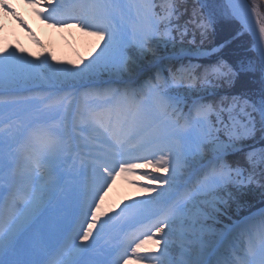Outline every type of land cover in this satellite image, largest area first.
<instances>
[{
    "label": "snow or ice",
    "instance_id": "snow-or-ice-1",
    "mask_svg": "<svg viewBox=\"0 0 264 264\" xmlns=\"http://www.w3.org/2000/svg\"><path fill=\"white\" fill-rule=\"evenodd\" d=\"M24 2L50 27L74 24L97 43L88 57L70 66L67 62L53 66L48 56L33 62L19 49L0 50V115L9 108L18 109L10 119L30 176V182L18 186L15 174H6L0 159V186L7 184L9 192L5 197L0 191V264H86L80 259L92 247L86 242H94L109 226L123 237L120 254L110 264H173L168 259L170 237L178 224L190 230L199 225L203 231L202 220L226 215L233 203L240 207L230 187L242 192L257 171L264 176V92L258 104L237 97L230 102L227 97L206 102L201 96L184 113L178 87L187 83L190 89L214 96L217 87H231L242 72L253 69L229 63L224 56L229 42L225 41L209 50L190 49L197 56L210 57L206 65L182 67L170 78L157 68L153 78L138 82L141 63L155 55L156 45L173 41L174 30L181 38L187 35V24L177 23L183 0ZM247 7L246 0H226L219 10H209L196 22L201 40L209 38L221 20L238 21L241 29L255 34ZM0 11L31 34L7 0H0ZM251 15L257 17L259 40L264 41V18L255 5ZM261 56L258 71L264 86V52ZM101 81L107 86H100ZM40 83L91 87L78 97L72 93L61 96L59 89L21 94L31 93ZM6 123L0 121V132ZM257 132L260 147L255 143L248 147L244 164L230 162L228 155L244 151V142H255ZM72 151L81 154L79 175L86 182L54 204L58 182L53 177L62 157ZM124 174L147 180V185L138 186L148 198L126 203L115 216L102 220L104 195L116 177ZM46 214L50 228L38 232L25 246L22 238ZM69 230L73 235L66 255L61 241ZM252 230L261 236L259 249L250 246L244 257L222 264H264V213L258 221L241 225L240 236ZM221 243H229V237H222ZM22 253L28 258L22 259ZM182 264L201 262L185 260Z\"/></svg>",
    "mask_w": 264,
    "mask_h": 264
},
{
    "label": "rangeland",
    "instance_id": "rangeland-1",
    "mask_svg": "<svg viewBox=\"0 0 264 264\" xmlns=\"http://www.w3.org/2000/svg\"><path fill=\"white\" fill-rule=\"evenodd\" d=\"M251 4V6L255 5L256 10L259 13V16L261 18H264V0H248ZM194 2L197 3L198 7H200V13L202 18L205 16L209 10L211 9H217L224 4L222 0H194ZM7 3L12 6V8L15 10V12L24 19V22L29 24V26L36 20L40 19L39 21L42 22L41 18L35 17V10L29 5L24 2V0H7ZM188 4L189 0H188ZM204 5V7H202ZM43 11V9H41ZM26 14L29 15V18L27 19ZM181 17V16H180ZM198 21L197 17L192 16L191 19L187 21H183V18L181 17L178 24L183 27L185 24H187L188 33L191 31L190 24H192V28H196V22ZM224 23H227L229 20H221ZM14 23H17L15 19L11 15L6 14L4 11H0V45L3 49H19L22 51V53L25 55V58L32 59L33 62H36V58H44L45 56L49 57V63L53 64V66H56V62H60L61 64L69 63L75 64L77 61L86 58L85 51H87V54L89 56V53L94 48L95 44L97 43L95 37H91L86 35L84 32H82L78 27H76L74 24L66 27V28H53L50 27L49 24L42 22V29L39 30L37 33L31 34L26 31L24 28H22V35L24 36L25 42H20V40L15 39L13 34L11 33ZM194 30V29H193ZM177 33H180L177 31ZM33 37L35 39H33ZM77 37V39H76ZM195 39H198L195 35ZM39 41V43H36V41ZM238 42V41H237ZM180 46L173 43H167L166 45H162L161 51L159 50V53L161 52L162 55H170L176 54V47ZM184 47V46H181ZM249 45L246 44H240L239 50L237 52L233 51H225L224 56L229 61V63L239 66L240 64L245 65L246 67H251L252 71L243 72L248 75V81L251 84L253 88L254 95H249L247 99L249 103L251 104H258L262 95V92H264V86L261 84V76L260 72L258 71L260 66V61L257 59V57L248 50ZM187 50H190L191 48H185ZM85 53V54H84ZM30 54V55H29ZM158 55V54H156ZM155 55V56H156ZM54 58V59H52ZM150 58V57H149ZM148 58V59H149ZM153 58H150L148 61H146V65L153 62ZM166 63H162V67L164 68L166 66ZM40 85H44L42 83L35 85L33 87H38ZM54 87L56 84H53ZM76 85V84H75ZM81 87L83 85L80 84ZM195 93V92H194ZM196 93H203V92H196ZM66 93L62 94L61 96L65 95ZM18 111V109L15 108H9L4 111L3 115H0V121H7L8 123L3 125V131L0 132V139H2V143H0V159H2L6 165V174L11 172L15 174L16 180L18 181V186H23L24 184L30 182V176L27 173L25 167H24V161L22 159V155L20 152V144H17L15 142L14 137L18 135L15 127L14 121H12L10 118L14 115V113ZM225 119H227V115L225 116ZM259 142V141H258ZM249 145H246L245 148H248L249 146H252L254 143L250 140ZM62 158L63 161L58 165L56 173L53 177V179L57 182L63 179V185L60 193H57V187L55 189L56 193V200H54V204L64 199V195L70 191L73 187L80 185L84 183V181L78 176L77 171L75 168L76 162L75 157H73V153H67ZM10 166V168L8 167ZM15 167V168H13ZM133 177L134 180H136V190L131 193L130 198L128 199H108L104 197V200L101 204V215L103 219H107L108 214L110 216H115L117 213L120 212V209L124 206L126 203H132L138 199H147L148 194L144 193L141 188L138 185H147V180L144 181V183L138 182L139 180L137 177H140L139 175H130ZM262 179V180H261ZM264 176H261L259 174V171H257L255 179L253 180L254 183H257V185L260 184V182H263ZM134 184V183H131ZM59 185V184H58ZM148 187H157V185H148ZM0 191L4 193V195H8V185L5 184L3 186H0ZM229 192L233 194L234 197H236L239 200V203H242L246 200L250 199H257L259 196H261L263 193L262 191H259L258 189H249L244 188L242 192H237L234 188L228 189ZM154 195V193H153ZM260 200V199H259ZM256 201V200H253ZM236 204L233 203L232 206L228 209V212L226 215L220 216L217 221H222L224 223L229 221V218L231 214H235L238 210L235 209ZM216 221V222H217ZM219 227L223 228V224ZM50 225L49 221V214H46L45 217H42L41 220L37 223V225L34 226V228L30 231L31 232V238H36L37 233L40 231H47ZM123 239L122 236L119 235V233L112 229L110 226L106 228L97 238L98 240L93 247L89 249V251L83 255V257H80L86 264H104V262L110 263L111 260L115 259L117 255H114L113 250L118 249L121 240ZM32 240H30L31 243ZM261 244V240L259 242L258 247L256 250L259 249ZM147 247H151L148 245ZM111 253V255H110Z\"/></svg>",
    "mask_w": 264,
    "mask_h": 264
},
{
    "label": "bare ground",
    "instance_id": "bare-ground-1",
    "mask_svg": "<svg viewBox=\"0 0 264 264\" xmlns=\"http://www.w3.org/2000/svg\"><path fill=\"white\" fill-rule=\"evenodd\" d=\"M247 14L251 17V21L254 20V16L251 15V12L249 9H247ZM27 19L29 18V15L26 14ZM27 27H30L35 33H37L39 30H41L43 27L40 23L34 21L30 26L27 25ZM247 30V29H246ZM250 30V29H248ZM252 36L255 39L254 47L253 49L258 53L262 60L261 53L264 52V48L261 46L262 44L259 42V34L255 31V34L250 30ZM12 34L15 39L20 40V42H25L24 36L22 35V27L18 23H14ZM77 39V37H76ZM1 44V43H0ZM163 44H159L155 46V55H149L147 56L141 63V67L139 69L140 72L146 71L144 66L146 61H148L150 58H153L152 64L155 65V63L159 61H163L166 59V57H163L162 53H159V50L161 49ZM165 45V44H164ZM2 49L0 45V50ZM161 51V50H160ZM176 51L179 52H186L187 49L181 46L176 47ZM150 57V58H149ZM149 58V59H148ZM43 84V83H42ZM140 171H151L150 169H138ZM128 176L127 174H124V176ZM159 175V174H155ZM128 180V179H127ZM136 190L135 186H129L125 181H123V177L116 179L112 183V187L107 190V193L105 194V197L108 199H128L131 193H133ZM201 207H204L201 205ZM219 219V218H218ZM218 219H207L202 220V224L204 225L203 231L200 230V226L198 225L196 230H190L188 228H181V226L178 224L175 229L173 230V233L170 237V253L168 256V259L173 262V264H182L185 260L190 261H198L201 262V264H208V257L212 255L215 250L220 247V244L217 245L218 241L225 235L228 236V234H225L224 231L220 230L221 227L218 224H222V221H217ZM255 217L252 216L250 218H247L241 222H239V226L246 224L248 221H254ZM217 221V222H216ZM237 224V225H238ZM233 232V231H232ZM65 235L66 241L69 242L71 239L70 236ZM251 235H253V231H251ZM246 241H251V237H248L245 239ZM215 245V247H214ZM71 248V244L69 245ZM247 250L244 251V256L246 254ZM243 255V254H242Z\"/></svg>",
    "mask_w": 264,
    "mask_h": 264
},
{
    "label": "trees",
    "instance_id": "trees-1",
    "mask_svg": "<svg viewBox=\"0 0 264 264\" xmlns=\"http://www.w3.org/2000/svg\"><path fill=\"white\" fill-rule=\"evenodd\" d=\"M183 1V3L179 7V11L181 13V17L183 18V21H187L191 19L192 16L197 17V19H200L201 13H200V7H198L197 3L194 2V0ZM180 17V18H181ZM179 22V21H178ZM177 22V23H178ZM191 31L189 34L185 35L183 38H181L180 33L175 32L174 37L175 39L173 41L180 42L184 44H191L192 46H200L203 48H209L213 45H218L220 43H224L225 41H228L227 47L224 49L225 51H233L237 52L239 50L240 44H246L250 45L251 40L249 36L244 33L242 36H237V32H239L240 27L239 25L234 21H228L227 23H224L223 21H219L215 27V31L210 35L209 38L201 40L199 30L197 28H192V24L189 26ZM194 29V30H193ZM193 33H195L196 37L198 39H195L193 42ZM238 41V42H237ZM248 75L245 73H241L240 77L238 78L237 82L231 86H223V87H217V89L221 90L222 93H224L227 96L234 95L235 97L239 98H250L249 95H254L252 83L250 84L248 81ZM184 93L185 90H182ZM260 134L257 132L256 135V142L260 144ZM250 140L245 141V145H249ZM264 179L263 182L260 185L251 183L248 184L247 187L249 189H258L259 191H262V195L259 196L257 199L253 198L250 200H246L242 203H240V207H235L236 210H239L241 213H244L245 211L249 210L250 208H253L255 206L261 205L264 203ZM246 187V188H247ZM231 189V188H230ZM260 199V200H259ZM256 200V201H253Z\"/></svg>",
    "mask_w": 264,
    "mask_h": 264
},
{
    "label": "water",
    "instance_id": "water-1",
    "mask_svg": "<svg viewBox=\"0 0 264 264\" xmlns=\"http://www.w3.org/2000/svg\"><path fill=\"white\" fill-rule=\"evenodd\" d=\"M251 9V8H250ZM251 11V10H250ZM254 18V20L253 21H251V27H252V29H255V31L259 34V31H258V27L256 26V16H254L253 17ZM262 43H263V45H264V41H262Z\"/></svg>",
    "mask_w": 264,
    "mask_h": 264
}]
</instances>
